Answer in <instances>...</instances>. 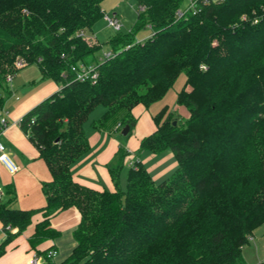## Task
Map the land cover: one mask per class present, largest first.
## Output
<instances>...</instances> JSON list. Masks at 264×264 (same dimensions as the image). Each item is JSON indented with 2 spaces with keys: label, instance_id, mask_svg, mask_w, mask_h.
<instances>
[{
  "label": "trees",
  "instance_id": "obj_1",
  "mask_svg": "<svg viewBox=\"0 0 264 264\" xmlns=\"http://www.w3.org/2000/svg\"><path fill=\"white\" fill-rule=\"evenodd\" d=\"M135 1L145 8L134 29L110 38L115 55L91 83L73 79L69 67L96 59L100 45L79 31L104 16L101 0H0V110L18 57L61 84L20 118L51 178L41 184L42 207L0 201V256L37 213L30 247L59 236L50 220L73 207L80 215L76 244L60 264H245L242 248L264 223V0L209 1L183 18L175 12L185 0ZM145 26L150 35L135 41ZM182 71L175 102L187 117L178 123L163 106L139 145L170 150L175 171L156 183L135 160L122 190L120 156L110 168L114 190L74 180L71 166L89 149V113L102 105L93 127L128 125L129 133L137 121L132 109L163 98ZM6 192L14 196L13 187Z\"/></svg>",
  "mask_w": 264,
  "mask_h": 264
},
{
  "label": "crops",
  "instance_id": "obj_2",
  "mask_svg": "<svg viewBox=\"0 0 264 264\" xmlns=\"http://www.w3.org/2000/svg\"><path fill=\"white\" fill-rule=\"evenodd\" d=\"M102 11L106 14L103 9ZM113 14L115 17L117 16L115 12ZM88 29L91 30V28ZM86 30H83V39L90 45H99L97 37L91 34L86 35ZM21 73L16 76L13 74L11 81L7 82L6 87L1 91L4 96V104L0 114L6 116L8 125L0 130V141L18 166V170L14 174H10L0 163V188L3 190L0 201L8 203L10 207L27 210L39 208L45 204L41 184L50 180L51 174L46 163L40 157L38 148L29 140L27 133L23 131L17 121L35 104L55 92L58 89V83L49 78H42L38 66L37 69H26L23 74ZM19 90L24 93L21 98L17 95ZM147 108L138 105L132 109V114L137 117L135 124L142 119ZM180 115H188L185 108H183V114ZM153 126L154 128L149 126L151 131L148 134L156 129L155 124ZM83 129L89 149L71 166L73 179L81 184L98 190H114L110 168L118 162L120 156L122 168L118 175V186L121 189L122 185H126L127 171L135 160H141L156 183L168 178L177 168V161L171 151L151 152L139 149L140 140L148 134L129 135L128 133L121 134L119 137L116 132L120 128L116 125L97 130L91 124L87 131L83 124ZM11 187H13L14 196L6 192V189ZM41 219V213L33 216L32 223L6 246L5 253L0 256V264H31L30 260L33 257H41L43 254L40 251L48 247H53L57 251L54 260L57 257L63 259L61 261L68 258L76 244L72 233L80 220L78 210L73 207L68 208L52 217L51 226L59 231V236L46 240L33 249L30 247L28 239L33 233L35 223ZM263 224L253 230L249 240L256 238L255 233L260 232ZM4 237L5 232L0 222V241ZM258 250L262 251L263 256L264 246H258ZM40 264H46V262L41 261Z\"/></svg>",
  "mask_w": 264,
  "mask_h": 264
},
{
  "label": "rangeland",
  "instance_id": "obj_3",
  "mask_svg": "<svg viewBox=\"0 0 264 264\" xmlns=\"http://www.w3.org/2000/svg\"><path fill=\"white\" fill-rule=\"evenodd\" d=\"M101 6L102 9L105 11L107 15L110 17L115 16L113 12L116 13V17L118 21L121 24V28L119 30H115L114 28L110 27L107 22L104 20V16L98 19L91 27L90 29H87L85 31V34H91L92 36L97 37L99 41L100 47L95 52V60L91 62H95L98 60V58L102 55H104L105 52L113 51L112 47L109 43L110 38L115 36L116 34H127L131 30L134 29V26L137 22V13L139 11V4L135 0H101ZM150 28L149 27H143L138 30H136L135 34L133 35V39L135 41H140L145 38H147L150 35ZM28 69H37V64L32 63L29 65H26L20 69L14 74V76L20 74H23L24 70ZM13 76V77H14ZM186 79L185 72L182 71L176 80L174 81L172 87L166 92V94L161 98L160 100L152 103L148 108L144 111V115L142 119L132 126L129 135H134L136 133L139 134H148L151 128H154L153 124V116L163 107L167 106V112L173 117H177L178 123L183 121L186 116H181L180 114H183V107L178 106L175 102L177 92H179L182 87L184 86ZM21 80V79H20ZM58 88L61 86L60 83H58ZM23 92L20 90L17 92V95L19 97H23ZM104 112V107L102 105H98L95 107L88 115V118L84 122V128L89 131V127L92 124L93 121L97 120L102 113ZM117 136L121 137V129H119L118 132H116ZM170 151V150H169ZM122 189H125V185H122ZM257 228V227H256ZM264 224L261 226L260 232H256V238H250L249 244H246L243 247V261L245 264H259L263 259L264 255L262 256V251L258 250V246L263 247L264 246ZM263 230V231H262ZM253 232V231H252ZM63 259H60V257H57L53 262L54 264H60Z\"/></svg>",
  "mask_w": 264,
  "mask_h": 264
},
{
  "label": "built area",
  "instance_id": "obj_4",
  "mask_svg": "<svg viewBox=\"0 0 264 264\" xmlns=\"http://www.w3.org/2000/svg\"><path fill=\"white\" fill-rule=\"evenodd\" d=\"M209 1H222V0H185L184 4L178 8L175 12L176 18L186 17L188 14H196L200 7V4L207 3ZM144 6H139V10H144ZM104 20L107 24L114 28L115 30H119L121 28V24L118 21L117 17H110L107 14H104ZM79 34L83 36V30L79 31ZM130 45H126V48ZM115 55V51L105 52L104 55L100 56L95 62H83L78 61L74 64H71L69 67V71L72 73V78L78 81H89L91 83H95L99 76V66L101 63L106 61L107 59L113 57ZM63 57V55H62ZM27 62L23 57H18L14 62V67L20 69L26 66ZM201 68H205L204 65L200 66ZM12 78L11 74H8L6 77V83L10 82ZM17 123L20 125V119H18ZM8 125V120L6 116L0 114V130L4 129ZM121 125L117 124L116 127L120 128ZM0 163L5 167V169L10 173L14 174L18 170V166L11 159L8 153L5 150L4 145L0 141ZM3 196V190L0 188V199ZM57 255L56 249H50L47 253L43 254L41 257H33L30 260L31 264H40L41 261L51 260L53 261Z\"/></svg>",
  "mask_w": 264,
  "mask_h": 264
},
{
  "label": "water",
  "instance_id": "obj_5",
  "mask_svg": "<svg viewBox=\"0 0 264 264\" xmlns=\"http://www.w3.org/2000/svg\"><path fill=\"white\" fill-rule=\"evenodd\" d=\"M176 122L175 121H173V124H175ZM128 131H129V127H128V125H124L123 127H122V129H121V133H122V135H126L127 133H128Z\"/></svg>",
  "mask_w": 264,
  "mask_h": 264
}]
</instances>
